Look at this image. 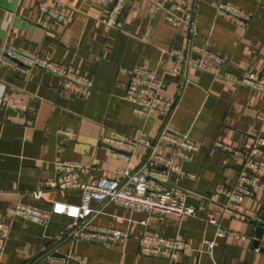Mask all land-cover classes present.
Here are the masks:
<instances>
[{
    "label": "crops",
    "instance_id": "crops-1",
    "mask_svg": "<svg viewBox=\"0 0 264 264\" xmlns=\"http://www.w3.org/2000/svg\"><path fill=\"white\" fill-rule=\"evenodd\" d=\"M195 2L198 35L194 43L206 44L213 54L224 57V71L264 77V0ZM216 2L233 4L250 19L241 26L221 17L215 12ZM36 5L37 0H0V47L46 57L88 76L93 85L89 95L75 93L62 89L61 78L53 72L0 63V96L19 104L0 107V218L10 223L0 264H35L47 251L55 258L69 256L66 264H264V234L261 239L254 235L264 211V189L255 187L252 196L239 202L223 192L246 170L244 156L256 137L264 138V92L206 71L190 69L186 74L179 68L172 73L174 57L186 48L187 36L147 0L124 1L118 14L120 29L102 23L108 8L100 0H52L66 20L51 28L36 24ZM138 66L162 80V97L173 100L183 90L168 126L187 134L199 147L179 158L168 144L158 146L178 166L171 170L165 164L159 166L168 175L164 185L187 192L186 201L195 207V215L156 216L146 233L180 237L191 248L180 251L173 262L139 253L143 230L138 221L144 214L112 202L93 222L127 230V238L113 245L64 238L70 219L62 214H51L43 225L19 216L5 217V208L19 202L42 209H49L52 201L79 203L78 190L44 187L55 178L58 159L89 166L94 177L138 166L147 151L145 145L130 148L116 141L129 143L142 133L153 138L161 124L158 115L136 116L132 104L123 98L127 70ZM58 130L74 135L58 134ZM104 137L113 142L103 141ZM215 142L234 152L216 148ZM254 159L264 165L263 147ZM38 189L43 197L36 200L32 192ZM208 214L246 239L216 238L211 253L206 252L204 240L212 239L215 231L205 222Z\"/></svg>",
    "mask_w": 264,
    "mask_h": 264
},
{
    "label": "built area",
    "instance_id": "built-area-1",
    "mask_svg": "<svg viewBox=\"0 0 264 264\" xmlns=\"http://www.w3.org/2000/svg\"><path fill=\"white\" fill-rule=\"evenodd\" d=\"M124 1L100 0L102 6L108 8L107 14L101 19L102 23L107 27L120 29L122 21L118 18V14ZM147 1L153 10L162 9L166 22L181 29L187 36L186 48L174 57L172 73L179 68L183 69L186 74L190 69L206 71L214 76H223L264 92V77L253 72L236 75L224 71L221 69L226 64L224 57L213 54L206 44L200 46L194 43V38L198 35L195 0ZM36 7L39 11L36 24L41 27L51 28L66 20L61 9L52 5V0H37ZM214 8L219 16L230 19L241 26L246 25L250 19L247 12L230 3L216 2ZM0 63H5L19 70L39 67L53 72L61 78L62 89L75 93L89 95L93 85L91 78L76 73L70 67L59 66L46 57L28 56L11 48L0 47ZM127 72L129 77L125 83L123 98L132 104L133 113L142 118L149 115L161 117L160 127L153 138L146 137L142 133L129 143L116 141L117 144H127L130 148L139 143L145 145L147 151L138 166L117 169L108 176L94 177L89 166L58 159L54 162L56 176L52 180H47L44 187L62 191L78 190L80 191L79 203L52 201L49 209H42L19 202L7 206L4 215L5 217H23L35 224L43 225L51 214H62L70 219V223L63 230L64 238L72 241H94L113 245L123 242L127 238V230L118 227H102L93 222L94 217L100 214L108 203L112 202L133 212L144 214V217L138 221L143 230L139 239V253L160 255L173 262L178 257L179 252L190 249L191 244L180 237L170 238L148 234L145 228L156 216L169 214L194 216L195 207L187 203V192L164 185L168 175L167 172L159 170V166L165 164L168 170L178 169V166L170 158L160 153L158 146L162 143L168 144L175 149V155L179 158H184L189 151H197L199 147L198 144L188 138L187 134L173 132L168 126L183 90L179 89L176 97L169 100L159 94L163 84L162 80L151 74L146 67H134ZM8 105L19 106L18 102L13 101V98L1 95L0 107ZM57 132L62 135H74L69 130H58ZM103 141L113 142L108 137H104ZM214 146L224 151H233L220 142H215ZM262 147L264 148V138L256 137L244 156L246 170L238 175L230 190L223 191L228 198L239 202L246 196H252L255 187L264 189V165L259 164L254 159ZM42 191V189L33 191V198L41 199L43 197ZM92 201H95L96 205H92ZM205 222L215 227L214 237L204 240L206 246L204 250L208 253H211L216 244V238L234 236L243 240L246 239L245 236L237 234L223 225L218 217L213 214H208ZM9 228L10 223L0 218V251ZM68 259L69 256L55 258L49 253L37 260L35 264H66Z\"/></svg>",
    "mask_w": 264,
    "mask_h": 264
},
{
    "label": "water",
    "instance_id": "water-1",
    "mask_svg": "<svg viewBox=\"0 0 264 264\" xmlns=\"http://www.w3.org/2000/svg\"><path fill=\"white\" fill-rule=\"evenodd\" d=\"M257 223V227L254 231V235L256 239H261L263 237L264 234V211L261 212L260 214V220ZM253 245L255 247H257L256 245H258L257 241H253ZM264 251V250H262Z\"/></svg>",
    "mask_w": 264,
    "mask_h": 264
},
{
    "label": "trees",
    "instance_id": "trees-1",
    "mask_svg": "<svg viewBox=\"0 0 264 264\" xmlns=\"http://www.w3.org/2000/svg\"><path fill=\"white\" fill-rule=\"evenodd\" d=\"M49 253H51V252H49V251L45 252L44 254H42L41 256H39L38 259H41L42 257H44L46 254H49ZM38 259H37V260H38Z\"/></svg>",
    "mask_w": 264,
    "mask_h": 264
}]
</instances>
